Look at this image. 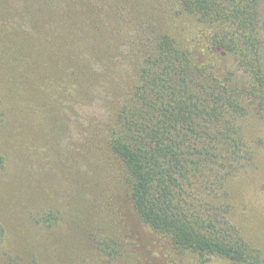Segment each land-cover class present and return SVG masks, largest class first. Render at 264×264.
<instances>
[{
	"label": "trees",
	"instance_id": "trees-1",
	"mask_svg": "<svg viewBox=\"0 0 264 264\" xmlns=\"http://www.w3.org/2000/svg\"><path fill=\"white\" fill-rule=\"evenodd\" d=\"M101 1L48 6L64 12L72 24L61 33L46 4L33 5L44 13L34 17L0 0V135L6 130L10 136L17 97L27 92H37L41 112H52L60 129L63 112L68 117L83 112L84 154L101 140L120 160L137 215L169 240L174 259L264 264L261 249L230 220L228 203L215 200L227 191L232 172L226 167L252 159L239 121L251 104L264 112L263 0H116L117 8ZM119 19L140 27L146 38L138 39L140 58L127 97L112 103L97 83L107 72L100 76L95 69L122 55L114 51L116 45L129 47ZM186 19L193 24L185 34L179 22ZM198 51L210 58L201 60ZM123 52L125 58L128 51ZM227 59L235 70L222 68ZM99 112L111 115L103 121ZM7 159L0 150V168ZM53 217L46 214L39 221L53 226ZM94 246L91 264H136L125 257L118 236L94 238ZM61 261L86 264L75 252ZM6 263L29 261L7 253Z\"/></svg>",
	"mask_w": 264,
	"mask_h": 264
},
{
	"label": "rangeland",
	"instance_id": "rangeland-1",
	"mask_svg": "<svg viewBox=\"0 0 264 264\" xmlns=\"http://www.w3.org/2000/svg\"><path fill=\"white\" fill-rule=\"evenodd\" d=\"M4 1L34 17L44 14L35 12L34 4L70 6V0ZM100 4L117 8L116 0H102ZM62 14L64 12L50 11L51 18L57 19V29L67 33L72 24ZM63 18L68 21L63 22ZM121 22L123 33H127L128 40L131 39L129 47L116 45L114 51H122V55L114 62L109 58L112 64L105 69L101 66H96L98 70L94 68L100 76L107 72L97 83L110 94L112 103L127 97L136 60L140 58L138 39L139 36L146 38L137 25L134 29L131 23ZM192 24L188 19L179 22L180 28L185 27V34L191 30ZM108 29L123 37L116 26ZM261 35L264 65V0ZM0 41L1 48V38ZM65 48L61 50L65 51ZM124 50L128 51L125 58ZM198 56L201 60L210 58L202 51H198ZM61 62L66 66L62 58ZM221 66L225 70L236 69L228 59L223 60ZM237 73L243 75L242 71ZM38 97L37 92L18 96L20 102L12 112L15 121L10 136L6 130L0 135V150L8 158L6 166L0 168V226H3V230L0 228V264H7V253L26 256L29 264H64L66 260H61H69L74 252L80 260L91 264L97 253L94 238L101 240L103 236L120 237L127 249L125 257L136 264H198L187 256L188 262L179 261L177 256L174 259L175 250L169 240L140 219L127 195L123 165L101 140L94 141L89 155L84 154L81 139L83 112H74L71 117L67 116L68 112H63L62 122L65 124L60 129L52 112H41ZM249 109L239 125L245 136V148L252 152V159L243 161L232 170L226 167V172H232L226 180L227 191L215 200L228 203L230 220L261 249L264 258V112L259 114L252 104ZM98 114H103L104 121L111 112ZM198 186L200 190L203 188L200 181ZM46 214L54 216L52 223L55 225L39 221ZM216 264L227 262L216 260Z\"/></svg>",
	"mask_w": 264,
	"mask_h": 264
}]
</instances>
